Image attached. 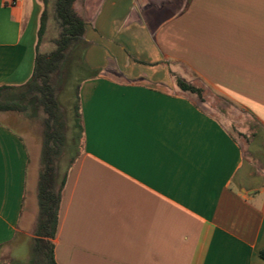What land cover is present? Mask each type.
Wrapping results in <instances>:
<instances>
[{"label":"crops","instance_id":"crops-1","mask_svg":"<svg viewBox=\"0 0 264 264\" xmlns=\"http://www.w3.org/2000/svg\"><path fill=\"white\" fill-rule=\"evenodd\" d=\"M198 4H75L89 70L78 88L81 149L65 167L51 241L55 264H264V141L251 153L256 164L247 161L174 83L201 85L264 134V0ZM42 7L0 0V86L30 78ZM165 8L161 22L146 16ZM39 156L37 143L0 122V260L16 242L32 250Z\"/></svg>","mask_w":264,"mask_h":264},{"label":"trees","instance_id":"trees-1","mask_svg":"<svg viewBox=\"0 0 264 264\" xmlns=\"http://www.w3.org/2000/svg\"><path fill=\"white\" fill-rule=\"evenodd\" d=\"M83 0H55L53 21L58 35L53 39V49L39 53L41 38L46 33V2L42 0L36 33L35 54L31 76L19 86H0V114L19 115L31 113L41 116L42 144L39 156V171L36 183L37 214L34 223L32 257L29 264H55L53 244L57 224L61 194L66 181V170L59 169L60 161L68 148V118L57 99V85L66 74L69 66L80 60L81 67L87 72L89 68L83 60L86 43L83 40L85 21L75 10V4ZM95 76V71H93ZM92 72V73H93ZM177 89L196 101L202 102L207 91L199 84L175 77ZM75 90L72 127L82 136L81 114ZM196 100V101H195ZM74 157L68 159V168ZM264 260V251L259 253Z\"/></svg>","mask_w":264,"mask_h":264},{"label":"rangeland","instance_id":"rangeland-1","mask_svg":"<svg viewBox=\"0 0 264 264\" xmlns=\"http://www.w3.org/2000/svg\"><path fill=\"white\" fill-rule=\"evenodd\" d=\"M54 1L55 0H47L46 2V33L41 38L38 47L39 53L41 54L53 49L52 41L58 35V29L53 21ZM184 4H186L185 1L183 2V6ZM198 5L199 8H206L207 0H199ZM165 11H167L166 8L164 11L157 13L149 11L146 16L153 17L152 22L158 23L161 22L163 18L167 17ZM80 62L81 61L78 60L71 64L68 68L69 70H67L66 74L63 73L62 78L57 85V99L69 121L67 124V138L70 140L67 145L68 148L64 153V157L62 161H60V170H63L66 167L68 159L77 156L78 151L81 149L80 132L73 128L71 124L75 90L79 87L83 78L88 74L81 67ZM170 65L171 64H169V67ZM196 102L205 110V112L215 117L239 141L243 146L247 161L251 160L254 162L253 164H256V159H254L251 153L258 150L253 153L259 155V150L261 148L259 142L264 141V134H262V131L256 126L254 121L250 117L240 113L238 108L233 107V105L225 99L209 92L205 95L202 102ZM5 115L6 114H0V122L4 123L9 129L22 137L27 145L32 139L38 144L40 150L42 144L41 116L29 112L19 115L8 114V117ZM33 168L32 165L29 166V173L34 170ZM247 168L248 167L245 166L246 170ZM31 257L32 250L29 243L26 241H20L4 250V259L0 260V264H29Z\"/></svg>","mask_w":264,"mask_h":264}]
</instances>
